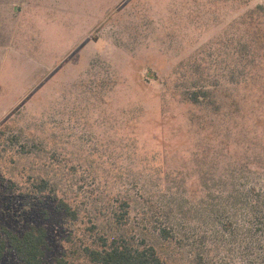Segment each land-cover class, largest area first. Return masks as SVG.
Wrapping results in <instances>:
<instances>
[{
    "label": "rangeland",
    "instance_id": "1",
    "mask_svg": "<svg viewBox=\"0 0 264 264\" xmlns=\"http://www.w3.org/2000/svg\"><path fill=\"white\" fill-rule=\"evenodd\" d=\"M263 188L264 0H0V235L250 264Z\"/></svg>",
    "mask_w": 264,
    "mask_h": 264
},
{
    "label": "trees",
    "instance_id": "2",
    "mask_svg": "<svg viewBox=\"0 0 264 264\" xmlns=\"http://www.w3.org/2000/svg\"><path fill=\"white\" fill-rule=\"evenodd\" d=\"M62 206L69 216L77 217L68 203L62 202ZM248 206L246 252L252 257L250 264H264V188L254 191L252 198L248 196ZM165 232L167 237L173 236L172 231ZM241 235L238 234L239 239ZM102 239L101 249L87 247L85 250L95 264H164L151 246L140 248L125 238H114L110 243L107 237ZM50 250L49 234L44 226L30 225L21 233L7 227L2 229L0 264L9 251L15 252L21 264H69L62 257L51 262Z\"/></svg>",
    "mask_w": 264,
    "mask_h": 264
}]
</instances>
